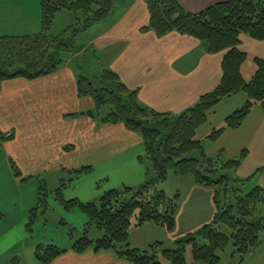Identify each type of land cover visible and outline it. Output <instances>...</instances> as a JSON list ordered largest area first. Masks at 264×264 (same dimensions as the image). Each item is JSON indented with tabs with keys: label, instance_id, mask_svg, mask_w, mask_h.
<instances>
[{
	"label": "trees",
	"instance_id": "1",
	"mask_svg": "<svg viewBox=\"0 0 264 264\" xmlns=\"http://www.w3.org/2000/svg\"><path fill=\"white\" fill-rule=\"evenodd\" d=\"M123 0H41L40 28L37 32L24 35L0 36V83L13 78L35 79L56 71L62 63V53L67 45L63 32L72 29L74 33L86 31L92 25L107 20ZM149 21L141 31H152L157 37L169 32L193 37L201 43L208 54L223 52L221 79L209 92L199 96L197 102L179 113L158 112L141 104L137 88H129L119 75L102 68L100 75L91 79L87 70L78 66L76 91L78 97H87L92 108L84 113L97 119L99 111L107 107L109 112L102 123L122 124L137 134L143 144V155L139 163L146 166L148 177L138 186H122L104 191L97 200L81 202L65 200L62 183L54 197L65 209L78 208L87 218L82 235L73 240L71 249L82 253L88 248L94 251L112 250L117 257L132 264H161L155 247L149 249L132 247L129 244L131 227H141L150 222L171 231L175 227L177 199L158 189L157 183L167 178L169 170L177 175H191L194 181L213 188L212 201L215 211L211 221L202 224L195 231L179 238L175 249H163L162 254L172 264H186L185 245H191L192 259L204 264H221L218 251L231 241L235 263L247 258L261 244H264V187L255 185L242 188L254 174L246 178L233 177L242 159L247 154L242 150L239 156L227 158L222 152L209 155L203 141L196 137L197 130L206 123L208 114L224 98L242 92L246 102L230 115L223 124L212 129L206 136L216 140L226 129L238 128L251 109L258 105L264 112V59L254 57L255 70L249 80L241 73V65L247 59L246 52L239 48L240 35L264 41V0H225L216 2L198 12L188 11L179 0H144ZM62 10L74 13V23L62 31L51 34L55 16ZM12 135L0 131L2 143ZM3 153V152H2ZM13 174L22 181L21 172L10 163ZM90 167L73 170L74 177L90 171ZM71 180V179H70ZM47 190L38 191V202L30 210L26 228L32 231L38 215L47 210ZM39 208L42 211L39 213ZM134 215L135 221L131 222ZM222 224L229 234L219 231ZM97 227L101 235L96 239L87 236L88 226ZM67 226L69 237H73L72 226ZM66 250L53 244H38L34 257L42 264H48ZM13 260V264H18Z\"/></svg>",
	"mask_w": 264,
	"mask_h": 264
},
{
	"label": "crops",
	"instance_id": "2",
	"mask_svg": "<svg viewBox=\"0 0 264 264\" xmlns=\"http://www.w3.org/2000/svg\"><path fill=\"white\" fill-rule=\"evenodd\" d=\"M179 1L188 11L198 12L225 0ZM115 10L107 20L97 23L99 28H95L89 44L95 56L101 52L106 58L103 68L116 72L127 87L138 89L141 104L161 112L179 113L219 83L223 52L208 54L197 39L176 32L157 37L150 30L141 31L149 21L144 0H123ZM39 28L40 3L36 9L34 0H0V36L31 34ZM239 48L247 54L241 65L246 80L255 70L249 61L254 57L264 59V41L240 36ZM77 67L68 63L35 79L13 78L0 83V131L12 135L2 143L4 161L0 162V264H13V260L18 264H42L34 257L38 244H53L66 250L48 264H132L112 250L88 248L76 253L71 249L73 240L87 226L86 216L76 207L49 208L42 221H35L41 230L52 229L48 239L35 237L36 225L31 232L26 228L29 212L37 204V190L25 192L20 178L13 174L11 162L23 177L53 170L71 173L90 167L89 172L71 178L70 192L62 193L65 200L81 202L99 198L108 190L99 193L92 190V185L88 187L90 180L86 177L100 164L107 167L103 173L106 179L117 175L114 184L119 187H133L147 178L145 164L137 159L144 152L140 137L122 124L97 126L96 120L83 114L92 108V101L77 95ZM245 102L242 92L224 98L209 112L196 137L203 141L209 155L222 152L232 158L246 150L237 170L244 176L254 174L251 181L264 187V112L260 106L255 105L238 128L226 129L213 141L206 138ZM83 183L85 192L81 191ZM50 214L56 215L52 222L46 218ZM66 224L77 230V237H69ZM238 264H264V244Z\"/></svg>",
	"mask_w": 264,
	"mask_h": 264
},
{
	"label": "rangeland",
	"instance_id": "3",
	"mask_svg": "<svg viewBox=\"0 0 264 264\" xmlns=\"http://www.w3.org/2000/svg\"><path fill=\"white\" fill-rule=\"evenodd\" d=\"M41 0H34V8L37 4L39 6ZM121 6V3L118 5L117 9ZM61 15H57L54 25L50 31L51 34H62V31L67 28L69 25L74 23L75 15L72 12H69L67 10H62ZM115 12H117L115 10ZM68 14V15H67ZM99 25V24H98ZM96 26V27H95ZM96 25H92L90 28H88L86 31L80 32V33H74L72 29H69L66 32H63L62 38L64 40V43L67 45V49L71 50V52H68L67 50H64L62 53V63L61 65H65L68 63H71L73 66H81L87 70V73L91 79H94V77L99 76L100 72L103 67H105L107 64L106 58L104 55L100 52L96 56L93 52L92 46L89 44V40L93 38L95 35L94 31L96 30ZM240 36H246L245 34H241ZM255 68V64L253 60L249 61ZM108 67V66H107ZM246 71V67L244 68ZM113 71V70H112ZM249 75V74H247ZM246 80H249L251 76H246ZM152 109V108H151ZM155 110V109H153ZM158 111V110H156ZM109 112V109L107 107H103L99 114L97 115V126L103 125L101 122V118H104L106 114ZM161 112V111H158ZM2 152L0 150V162L4 161ZM107 167L100 164L97 166L95 171L88 174V177H86L88 181V187H92V190L94 189L95 192L101 193L105 189H113V188H120L122 186H117L114 184V181L117 180V175L115 177L111 176L110 180L106 179L103 175L104 171ZM246 169V168H245ZM242 171H247V170ZM247 173V172H246ZM249 173V172H248ZM231 175L233 177H240V178H246L247 176H244L243 172L239 170H235L231 172ZM29 176V175H28ZM27 177V176H24ZM73 173H67L62 172L61 170H53L49 173H43L40 176H31L27 177L23 181L20 179L19 183L26 188V193H31V190L33 189L35 192L37 190V197L36 202H38V191L41 186L44 187L45 190L48 192V196L46 197L47 200V207L48 211L49 208H57L61 207L60 202L55 199L54 197V191L62 185V183H65V186L63 187L62 193L66 194L67 191H69L70 187L68 186L71 182V178H73ZM148 177V174H147ZM35 188L33 187V184ZM83 183V189H81L82 192H85L86 184ZM255 180L252 179V181H247L243 183L242 188L244 189H250L251 187L255 186ZM85 186V187H84ZM138 186V185H136ZM133 186V187H136ZM158 189L163 190L168 197L173 198L176 194H179V197L177 199V212L175 215V227L173 230L168 231L164 227H159L153 223L147 222L144 223L141 227H131L130 230V238L129 243L132 247H139L140 249H149V245L159 241L162 243V245H159L158 247H155L156 254L158 257V260L161 264H172L165 256L162 254L163 249H175L177 247L176 241L179 238L184 237L187 233L195 231L198 227H200L204 223H208L211 221L215 207L212 201V194H213V188L208 186H203L197 184L191 175H177L172 170H169L167 174V178L164 181H161L157 183L156 186ZM91 188H88V191H92ZM21 191V190H19ZM70 192V191H69ZM76 194V193H75ZM97 197V196H96ZM92 198L95 201L98 198ZM42 211L41 208H39V213ZM81 214L84 215L82 211H80ZM52 213V212H51ZM42 215H38V220L42 221ZM55 214L47 215V219L49 222H52L56 217ZM85 216V215H84ZM37 221V220H36ZM135 218L134 215L131 217V222L134 223ZM35 223L33 225H30L32 228L35 227ZM91 228L87 229L89 231L90 237H97L100 236V233L98 231V228L94 225H90ZM89 226V227H90ZM219 231L229 234V230L222 224L217 225ZM40 230V231H39ZM52 229H42L39 228L37 225L35 227V237H39L40 239L46 238L52 235L53 232L49 231ZM77 230H73V236L77 237ZM82 233V231H81ZM264 237V234L262 235V238ZM58 239V238H57ZM62 241V240H60ZM234 247L229 241L227 246L223 249L218 251V255L221 259V264H234V261H236V258L232 257ZM184 258L186 261V264H192V252H191V245L186 244L185 250H184ZM238 264V263H235Z\"/></svg>",
	"mask_w": 264,
	"mask_h": 264
},
{
	"label": "built area",
	"instance_id": "4",
	"mask_svg": "<svg viewBox=\"0 0 264 264\" xmlns=\"http://www.w3.org/2000/svg\"><path fill=\"white\" fill-rule=\"evenodd\" d=\"M9 135V134H8Z\"/></svg>",
	"mask_w": 264,
	"mask_h": 264
}]
</instances>
